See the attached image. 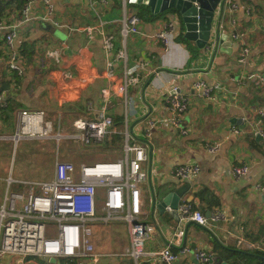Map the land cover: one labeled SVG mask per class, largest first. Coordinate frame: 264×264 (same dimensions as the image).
I'll list each match as a JSON object with an SVG mask.
<instances>
[{"label":"crops","instance_id":"1","mask_svg":"<svg viewBox=\"0 0 264 264\" xmlns=\"http://www.w3.org/2000/svg\"><path fill=\"white\" fill-rule=\"evenodd\" d=\"M105 1L52 0L54 13L50 20H44V6L36 0L31 20L19 25L26 1L2 0L0 18L8 26L18 25L15 45L23 73L17 75L6 69L0 35V93L7 102V107L0 110V134L15 132L20 110H42L54 120L61 115L65 128L72 127L76 119H95L105 108L117 131H123L126 124L131 141L147 146V161L142 164L147 181L141 186L140 221L152 225L154 230L144 243V253L165 248L174 233L183 230L182 245L171 247L174 253L184 246L190 251H206L212 257L209 264H254L253 257L260 256L253 252L262 253V249L238 246L236 238L242 236L246 243L260 246L264 236V192L256 190V186L264 187V142L257 134L264 130L260 116V112L264 114V83L258 81L260 76L264 77V0H232L236 4L232 13L227 6L222 11L217 9L211 33L217 51L211 54L193 44L198 49L194 61H190L185 44L177 39L164 52L162 44L154 38L165 23H173L179 33H184L179 14L170 9L156 18L142 19L141 7L152 14L148 6L130 4L127 0L123 9L120 0ZM130 13L140 18L139 34L123 39L122 21ZM230 19L235 20V30L244 36L240 40L231 38V54H224L219 51L216 36L233 32ZM243 46L249 49V54L245 64L237 65ZM141 62L146 66L137 72V84L130 85L126 94L121 93L124 72ZM198 79L220 85L215 102L199 100L194 95L191 87ZM173 87L190 96L182 119L186 134L167 123L164 99ZM9 107L13 108L11 112ZM149 119L154 120L156 127L146 135ZM108 143L122 147L123 138L116 134L104 145ZM215 143L221 146L216 153H210L208 146ZM5 148V144H0V198L9 174L16 179L10 152ZM123 154L102 160L121 159ZM182 164H196L200 171L187 181H178L171 172ZM238 164L247 165L249 171L235 180L231 170ZM18 177L17 180H34L28 172L24 176L18 173ZM185 184L189 188L178 206L190 204L205 217L220 210L226 219L213 222L206 217V225L199 227L179 222L167 211H152L151 189L166 194ZM111 228L124 229L128 241L115 239L106 252L97 240ZM91 240L101 255L114 247L130 245L122 222L96 224ZM4 260L8 262L9 258ZM113 261L135 264L131 258H106L101 264ZM137 264L155 263L145 255ZM178 264L198 262L192 253H186L179 256Z\"/></svg>","mask_w":264,"mask_h":264},{"label":"built area","instance_id":"2","mask_svg":"<svg viewBox=\"0 0 264 264\" xmlns=\"http://www.w3.org/2000/svg\"><path fill=\"white\" fill-rule=\"evenodd\" d=\"M21 10L22 19L19 25L31 20L30 15L36 0H25ZM125 9L127 0H120ZM0 0V12H1ZM44 6V20H50L54 13L52 0H40ZM106 3L105 0H100ZM232 13L236 4L225 0L223 8ZM219 8V7H218ZM141 21L136 14H125L122 21L121 35L125 39L129 35L139 34ZM229 25L232 40H240L244 34L235 30L236 22L230 19ZM18 25L8 26L0 18V35L3 40V58L6 69L21 75L18 50L15 45ZM264 31V30H263ZM212 33V32H211ZM179 35L173 23H165L163 29L154 35L164 52L169 50L171 41ZM212 36V35H211ZM209 38L206 49L214 54L217 51L214 41ZM213 41V42H212ZM249 49L243 46L236 59L238 64H245ZM145 63L124 72L120 92L126 94L130 85L137 84L140 70H145ZM259 84L264 77L258 78ZM192 91L199 100L215 102L220 85L206 83L198 79L192 83ZM168 119L173 128L186 134L182 128V119L188 110L190 96L173 87L165 96ZM7 103L0 93V110ZM261 121L264 114L260 112ZM61 115L56 119L46 117L42 110H20L16 130L13 134H0V141L10 142L15 149L23 141L50 140L59 146L63 140H74L86 147L104 144L109 137L120 134L123 138L124 157L117 160L95 161L87 164L73 165L71 162L56 159L54 177L49 181L17 180L9 176L4 180V194L0 203V264H59L61 259L73 261L74 264H101L106 258H131L138 263L143 256H148L155 264H178L181 254L192 253L198 264H209L212 257L204 250L190 251L182 246L179 253L171 250L172 245L180 247L185 235L183 230L174 233L170 245L161 250L144 253V243L154 227L141 223V186L147 181V173L142 164L147 161V146L134 144L130 133L125 129L117 131L111 117L106 115L105 108L95 119H76L72 122L73 134H65L62 130ZM154 120L149 119L145 126V134L150 135L155 129ZM234 133L238 131L234 130ZM264 142V130L258 132ZM221 144L208 146L210 153H216ZM196 164H182L174 168L172 177L178 181H187L199 173ZM245 164L233 165L231 173L235 180L248 174ZM256 190L264 192V187L256 186ZM179 222H191L205 226L206 217L190 204L177 208ZM225 214L215 210L210 214L213 222L225 220ZM111 222H122L130 237L129 247H114L108 254L101 255L95 251L92 243L93 229L96 224L107 225ZM237 245L249 250L262 249L264 253V236L260 246L248 244L242 236L236 238ZM9 258L5 262L4 258Z\"/></svg>","mask_w":264,"mask_h":264},{"label":"rangeland","instance_id":"3","mask_svg":"<svg viewBox=\"0 0 264 264\" xmlns=\"http://www.w3.org/2000/svg\"><path fill=\"white\" fill-rule=\"evenodd\" d=\"M236 64L238 65V63ZM61 128L65 134L70 135L74 133L72 127L64 128L62 126ZM0 144H5V150L7 151L8 149L10 152V157L12 158L11 166L15 178H19L18 173L24 176L28 172L35 182L52 179L56 159L71 162L73 165L78 166L80 164L92 163L94 160L108 161L102 159H114L122 156L123 153L122 147H115L112 143L84 147L74 140H63L59 143V146L50 140L23 141L15 149H13L10 142L0 141ZM3 194L1 195L0 203L2 202ZM115 239L128 241L125 230L111 228L104 235H99L97 241L102 243L103 251L107 252L115 244ZM111 264H116V262L113 261Z\"/></svg>","mask_w":264,"mask_h":264},{"label":"water","instance_id":"4","mask_svg":"<svg viewBox=\"0 0 264 264\" xmlns=\"http://www.w3.org/2000/svg\"><path fill=\"white\" fill-rule=\"evenodd\" d=\"M224 1L225 0H128L130 4L148 6L152 14H161L170 9L177 11L184 26V39L195 44L198 49L206 48V44L211 36L215 13L217 9L220 11L223 10ZM216 38L218 39L219 51L224 54H231V36L222 33L219 38L218 36H216ZM188 188L189 185L185 184L175 191L166 194H164L163 191L156 192L151 189L152 211H154V209H157L159 213L167 211L178 220V204ZM206 217L210 218L209 214H206ZM260 259L264 264V257H260ZM51 262L54 263L55 260L51 259ZM221 264L227 263L221 262Z\"/></svg>","mask_w":264,"mask_h":264},{"label":"trees","instance_id":"5","mask_svg":"<svg viewBox=\"0 0 264 264\" xmlns=\"http://www.w3.org/2000/svg\"><path fill=\"white\" fill-rule=\"evenodd\" d=\"M142 8V12H141V18H145L146 16H148L147 18L149 19H152V18H156L158 17L160 14H151L145 7H141ZM172 12H175L176 14H178L177 11L171 9ZM184 27V26H183ZM183 30V28H182ZM177 41L182 43V44H185V46L187 47L188 51L190 52L191 56H190V61H194L197 56H198V49L193 45V43L191 42H188L187 40L184 39L183 37V31L179 33V35L177 36ZM8 100V103L9 102H12L10 99H7ZM7 103V102H6ZM13 108H10L9 107V110L8 111H12ZM120 123V121H118V124ZM122 124V123H121ZM232 253H228V255H230ZM254 255H258L260 257H264V253L262 252H253ZM242 256V255H241ZM244 257V256H242ZM260 257H253V260H254V264H263V261L260 259ZM247 258V257H245ZM59 264H74L73 261H70V260H65V259H61Z\"/></svg>","mask_w":264,"mask_h":264}]
</instances>
